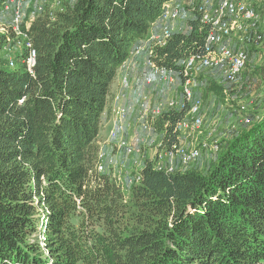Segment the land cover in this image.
Listing matches in <instances>:
<instances>
[{
    "label": "trees",
    "instance_id": "trees-1",
    "mask_svg": "<svg viewBox=\"0 0 264 264\" xmlns=\"http://www.w3.org/2000/svg\"><path fill=\"white\" fill-rule=\"evenodd\" d=\"M10 1L0 0V264H264V113L229 135L207 174L147 160L126 190L98 170L118 71L146 56L131 57L176 0H62L26 15L20 37L13 7L1 15ZM211 29L197 8L186 32L148 43L150 61L179 74L207 54ZM24 37L32 72L10 65L27 58ZM207 90L227 104L224 86L210 80ZM187 112L151 122L167 154L180 147Z\"/></svg>",
    "mask_w": 264,
    "mask_h": 264
},
{
    "label": "built area",
    "instance_id": "built-area-1",
    "mask_svg": "<svg viewBox=\"0 0 264 264\" xmlns=\"http://www.w3.org/2000/svg\"><path fill=\"white\" fill-rule=\"evenodd\" d=\"M51 1L52 5H48ZM50 8V10H59L62 7V0H11L3 10L2 14L5 17L8 12H11L13 7V15L11 20V27L20 36L21 35V24L24 17L27 15L29 21L35 20L38 14L42 13L45 8ZM202 13V20L204 23L211 25L212 29L206 40L207 54L192 56L187 58L181 63L182 71L179 74H174L165 69L158 68L152 61L150 57L153 54L152 49H149L150 42L157 41V44L163 45L165 40L172 36L173 29L170 23L175 21L179 15L180 10L177 8L176 4L167 5L165 11L162 14L161 21L155 24V29L159 31V34H153L146 41V45L142 47H137L133 52L131 57L142 56L146 54L148 56V67L150 73L144 76V82L147 85H153L155 81L157 83H176V78L182 77L184 83L182 85V93L184 95L185 102L180 105L176 101H169L167 103L168 109H180L183 110L188 107L187 118L179 125V130L183 129H196L199 130L202 125V102L194 98L193 92V77L197 71L205 70L212 71L220 75L227 84H236L245 71L249 58L246 51L242 49L233 48V46L228 43L235 35H241V42L244 45H264V36L260 32V26L264 23V7L263 9L255 8L252 4L246 2H240V0H219V4L215 7L213 11H208L205 7L198 8ZM27 12L28 14H25ZM4 30V29H3ZM25 47L28 50V55L23 62L25 63L28 72H32L36 64V52L32 50V45L29 43L28 39L24 37ZM11 67H15L16 63L11 60ZM175 79V80H173ZM128 84V79L124 78L122 80V85L126 87ZM122 96L117 95L114 98L116 103H120ZM144 98L143 108H145L143 130H151V122L155 121L158 116L164 111V105H159L155 108L151 107L150 103ZM113 107V128L109 133L108 140L109 143L122 148L128 154H133L135 148H133L129 143L124 141L118 142L119 136L123 135L126 130L125 121L128 118L127 109L121 105ZM189 117V119H188ZM206 145H204V148ZM171 157L170 164L173 163L175 153H168ZM176 154L179 155L181 163L183 166L189 165L196 161L200 157V150L195 149L193 151H184L178 148ZM100 159L105 161L106 156L102 151L100 154ZM163 157H159L158 168L166 169L168 172L174 171L172 166L161 167V160ZM173 169V170H172ZM99 172L106 170V166L101 163ZM140 182V174L133 177V180L129 181V187L135 183ZM123 185V184H122Z\"/></svg>",
    "mask_w": 264,
    "mask_h": 264
},
{
    "label": "rangeland",
    "instance_id": "rangeland-1",
    "mask_svg": "<svg viewBox=\"0 0 264 264\" xmlns=\"http://www.w3.org/2000/svg\"><path fill=\"white\" fill-rule=\"evenodd\" d=\"M49 1V0H46ZM240 2H246L252 4L255 8L263 9L264 0H240ZM219 4V0H177L176 6L180 10L179 17L170 23L173 32H186L188 30V21L193 17L194 11L199 7H205L208 11H213ZM48 5H52L51 1ZM0 21V26L6 23ZM263 29L261 34L264 36V23L260 26ZM1 31V29H0ZM233 48H241L244 44L241 42V35H235L231 40L228 41ZM16 48L12 49L9 53V58L14 59L15 53L22 51V46L17 45ZM245 50L250 55L249 66L240 76L236 84H227L224 79L212 71L200 70L197 71L193 77V92L194 98L202 102L201 117L203 125L199 130L196 129H183L181 131L180 149L184 151H193L195 149L200 150V157L189 165L183 166L178 154H173L175 158L173 163L171 157L164 150L161 149V137L158 134L152 133L151 131L143 130V121L145 108L142 104L144 98L147 99L151 107L155 108L154 100L151 98L147 91L137 93V97L134 99L133 106L138 114V123L135 126L139 127L141 134L149 136L150 142L147 145V150L150 151L149 155H143L144 149H141L140 138L137 142L135 139L132 143V147L135 148L133 154H128L122 148L115 146L117 151L123 153L120 158L112 155L110 152H104L106 156V170L111 171L113 177H118L120 182L123 184L124 189H129V181L133 180V175H137L140 172L143 164L147 160L159 162V157H163L161 160V167L172 166L173 169H185L197 167L203 173L207 174L210 170L212 163L217 159L219 152L222 151L226 139L229 135L239 131L244 125H248L252 121V116L261 117L264 113V45L257 46L255 44L250 46H244ZM252 48V49H251ZM14 53V55H13ZM23 55H20L15 59L16 66H23ZM146 60L148 56H144ZM147 75V74H146ZM175 80V79H173ZM210 80H215L219 85L224 86L227 93V104H222L216 99L213 94L208 90V84ZM184 80L177 76L176 83L173 85L163 84L160 85L155 81L153 85H146L147 88L155 92L158 89H154L157 86L167 90L170 88V97H163L161 101L168 103L169 101H176L182 105L185 102L184 95L182 93V85ZM166 86V87H165ZM154 87V88H153ZM169 89V90H170ZM121 96V95H120ZM116 105V101H114ZM164 104V103H163ZM162 104V105H163ZM127 109V108H126ZM133 110V111H135ZM144 110V111H143ZM204 110V111H203ZM203 111V112H202ZM128 118L125 121L126 130L123 135L119 136L118 142L124 141L129 143V140L125 138L127 131V122L130 116L129 110L127 109ZM189 119V117H188ZM148 134V135H147ZM144 136L142 137V139ZM127 140V141H126ZM136 143V145H134ZM130 144V143H129ZM204 145L206 147L204 148ZM117 152H115L116 154ZM194 165V166H193ZM172 169V170H173Z\"/></svg>",
    "mask_w": 264,
    "mask_h": 264
},
{
    "label": "crops",
    "instance_id": "crops-1",
    "mask_svg": "<svg viewBox=\"0 0 264 264\" xmlns=\"http://www.w3.org/2000/svg\"><path fill=\"white\" fill-rule=\"evenodd\" d=\"M176 2L177 0L174 1V4H176ZM260 30L263 31L262 28ZM148 73H150V69L147 66V60L144 56L141 58H137V59H131L118 71L117 78L111 87V98L109 101V105L103 115V120H102V129L100 131V145L103 151L107 153L110 152L112 155L116 156L117 158H120L123 155V153L120 152V150L118 149L116 151L115 146L110 144L108 140L109 133L113 128L112 110H113V107L116 106L114 105L115 96L117 95L122 96L121 102L118 103L117 105H121L122 107L127 108L130 113V116L127 122V131H126L127 136H125V138L129 140L130 144H132L135 139L137 140V142L141 140L138 145L141 146V149L142 148L144 149L143 151L144 156L150 154V151H148L146 147L147 145L149 146L150 138L149 136L145 137V135L141 134L139 127L135 126V123L139 122L137 119L138 118L137 111L134 109V106H133L134 99L138 95L137 93H139V91L143 92V91L148 90L149 92L148 94H150L151 98L154 100L153 102L155 106H159L164 103L163 104L164 111L169 110L167 107V103L161 101V99L166 96L170 97V94H171L170 91L172 92V90L170 88L165 90L161 88L160 86H157L155 88L153 87L154 89H158L156 91V94H154L155 92L151 90L152 88L148 89L147 88L148 86L144 84V76ZM125 77H127L129 81L126 87L122 85V80ZM159 84L160 85L167 84L170 86L173 85L172 83H159ZM143 136L144 138L142 139ZM181 144H182V141H181ZM134 145H136V143H134ZM115 152L117 153L115 154Z\"/></svg>",
    "mask_w": 264,
    "mask_h": 264
}]
</instances>
